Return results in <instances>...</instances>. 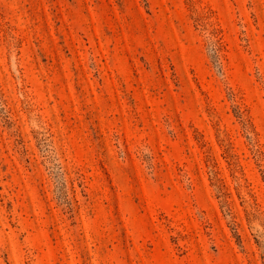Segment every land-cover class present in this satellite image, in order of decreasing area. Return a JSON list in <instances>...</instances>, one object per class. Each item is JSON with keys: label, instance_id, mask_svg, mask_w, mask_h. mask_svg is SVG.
Returning <instances> with one entry per match:
<instances>
[{"label": "rangeland", "instance_id": "rangeland-1", "mask_svg": "<svg viewBox=\"0 0 264 264\" xmlns=\"http://www.w3.org/2000/svg\"><path fill=\"white\" fill-rule=\"evenodd\" d=\"M0 264H264V0H0Z\"/></svg>", "mask_w": 264, "mask_h": 264}]
</instances>
